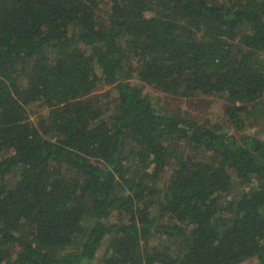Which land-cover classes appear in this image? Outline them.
<instances>
[{"label":"trees","instance_id":"trees-1","mask_svg":"<svg viewBox=\"0 0 264 264\" xmlns=\"http://www.w3.org/2000/svg\"><path fill=\"white\" fill-rule=\"evenodd\" d=\"M258 121L264 0H0V264H264Z\"/></svg>","mask_w":264,"mask_h":264},{"label":"rangeland","instance_id":"rangeland-1","mask_svg":"<svg viewBox=\"0 0 264 264\" xmlns=\"http://www.w3.org/2000/svg\"><path fill=\"white\" fill-rule=\"evenodd\" d=\"M109 89L100 91V94H104ZM143 90L145 94L151 96L153 103L164 111L177 112L179 114L195 118L201 123L203 122L208 124L216 123L226 118L225 111L227 108V102L224 97L201 96L193 99H186L182 97L167 96L150 86L144 85ZM30 114L33 118H36L38 115V108L32 107L30 109ZM251 122L257 121L252 119ZM258 122L259 123L255 124L251 123L248 128V132L256 134L260 138H264V123L261 121Z\"/></svg>","mask_w":264,"mask_h":264},{"label":"built area","instance_id":"built-area-1","mask_svg":"<svg viewBox=\"0 0 264 264\" xmlns=\"http://www.w3.org/2000/svg\"><path fill=\"white\" fill-rule=\"evenodd\" d=\"M241 264H244V263H241Z\"/></svg>","mask_w":264,"mask_h":264}]
</instances>
